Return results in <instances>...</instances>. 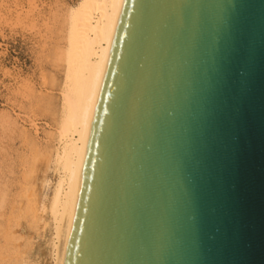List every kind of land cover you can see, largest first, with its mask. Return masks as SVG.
Wrapping results in <instances>:
<instances>
[{
  "label": "water",
  "instance_id": "obj_1",
  "mask_svg": "<svg viewBox=\"0 0 264 264\" xmlns=\"http://www.w3.org/2000/svg\"><path fill=\"white\" fill-rule=\"evenodd\" d=\"M67 264H264V0H123Z\"/></svg>",
  "mask_w": 264,
  "mask_h": 264
},
{
  "label": "rangeland",
  "instance_id": "obj_2",
  "mask_svg": "<svg viewBox=\"0 0 264 264\" xmlns=\"http://www.w3.org/2000/svg\"><path fill=\"white\" fill-rule=\"evenodd\" d=\"M78 1L79 0H0V193L6 192V198L2 205L3 207H0V216H2L0 217L2 218L0 219V230L2 231L0 232V244L3 245L4 243V239L2 241V236L3 238L5 237L6 231V235L8 234L7 236H10L11 233L14 234L15 237H12L11 243H13L14 239V242L18 243L21 249L24 250L26 257L29 256L27 258V264L50 263L47 241L50 234L51 223L49 222L47 214L45 213L46 216L43 215V219H41L43 222L40 220L39 224L38 222H32V218L28 220V217L26 218L24 215L26 220L25 218H21L23 217L24 208L20 205L26 204V202L23 203L27 198L26 195V198L23 200L22 197L25 194V186L29 183H32V185L34 184L33 186L35 187H30L28 190L35 192L37 197H39V190H41L40 178L41 175H43L42 170L46 168L45 165L47 166L50 164L49 159L51 155H49V151L51 145L49 144L53 142L50 141L51 138L49 136L48 138L47 135H49V132H53L54 128L52 127H55L52 119V117H54V111L51 109V102H54L59 94L57 90V81H59L58 79L60 77L59 73H56L55 51L61 47L62 44L63 39L61 41L59 40L62 38V33H64L62 29L66 9L69 8L68 5L72 6ZM56 45H58V47ZM34 93L37 94L33 96ZM40 94L44 97L41 98ZM47 98L50 99L48 100ZM37 99L42 103L38 102ZM46 101H48L49 104ZM37 102L42 105H38ZM46 104L50 107V110L45 108ZM6 113H9L10 116H7L8 118L5 119L2 118L6 116ZM16 115L18 117H16ZM10 117L11 119H9ZM6 119H9L10 122L8 120V123L4 122ZM11 121L13 124H11ZM32 123H35L38 127L37 135L34 133L31 126ZM20 130H24L26 135L23 132L21 133ZM20 133L24 134V136ZM25 137L31 138V140H29V142L32 143L31 145L27 141L26 144H28H24L25 140L29 139ZM21 138L25 139L22 140ZM33 138V142H36L34 146H37V148L40 146L41 150L36 149L42 156L37 153H34V155L37 154L36 156L31 155L34 151L36 152L35 148L34 150L32 149L33 152H27L26 149H29V146L34 147L32 142ZM28 155H31V159L33 156V158L38 155L39 157L41 156L40 163H36L37 161L35 162L39 157L34 160L36 168H38H35L36 171L38 170L36 173L34 172V168H31L34 169V171H28L30 169V163L33 161V159L32 161L29 160L30 158ZM25 163H29L27 164L28 168ZM47 170L49 172L47 171L46 173L45 169L44 173L49 175V179H54L51 169L47 168ZM29 172H31L29 175L32 177H29V175L28 177L25 176L26 173L28 174ZM32 172L34 174H32ZM34 176H36L35 179H33ZM28 178H32V180L29 182L27 180ZM37 178L38 181H36ZM33 181H35V183ZM19 195H22V197L20 198ZM19 201L20 204L18 205ZM13 205H16L15 208H18L16 209L17 213L14 211ZM9 209L15 215L20 212L21 215H17V217H20L17 220L20 221H14L17 217L9 212ZM6 214L10 215L9 218L11 217L13 219L10 218L11 222H8L10 220L6 218ZM4 216L5 218H3ZM3 219H7L5 222L9 223V229H5L8 228L6 227L8 223L4 222V225V223H2L4 221ZM24 219L27 225L26 222L24 223ZM18 222V226H13ZM28 222H30V225ZM31 224L32 227L35 224L37 225L32 228ZM11 226L13 227L11 228ZM16 238L17 240H15Z\"/></svg>",
  "mask_w": 264,
  "mask_h": 264
},
{
  "label": "bare ground",
  "instance_id": "obj_3",
  "mask_svg": "<svg viewBox=\"0 0 264 264\" xmlns=\"http://www.w3.org/2000/svg\"><path fill=\"white\" fill-rule=\"evenodd\" d=\"M122 3L123 0H79L72 6L68 5L69 8L66 9V12L64 14V22L62 21V30L64 31V33H62V38H60L59 41H61L62 39L63 40L61 47H59L55 51V67L57 69L56 73H59L60 76L58 79L59 81H57V90L59 94L54 102L52 100V102L50 101L51 109L54 111V117H52V119L55 127H52L54 128V131L49 132V135H47V137L49 136L51 138L50 141L53 142V145L49 144L51 145V149L49 151V155H51V158L49 159L50 164L47 166L45 165L46 173L48 171L47 168L51 169L54 179H49V175L44 173L45 169L43 168V175H41L40 178L41 190H39V197H37L35 192L28 190L30 187H35L33 186L34 184L32 185V183H29L31 186L29 184L25 186L26 188L28 187V191L24 187V198L22 197V195H19L20 198L22 197V200L27 197L25 201H23V203L26 202V204L20 205L24 208V210L22 209L24 213L22 214L23 217L21 218H25V216L26 218L28 217V220L32 218L31 221L36 223L38 222V224L39 221L43 219V215L46 216L45 213L49 218V222L51 223L50 234L47 241L49 253L48 256L50 258L49 264L68 263L70 227L77 198L79 174L82 166L83 155L86 148L87 137L94 113V108L99 94ZM56 46L58 47V45ZM36 94L34 93L33 96H35ZM42 97L44 96L41 95V98ZM39 99H37L38 102H40L41 100ZM38 102V105L42 103ZM45 108H48V110H50V107L47 104ZM7 116H10L9 113H6V116L2 118H8ZM16 117L18 116L16 115ZM9 119H11V117ZM9 119H6L4 122H10ZM11 124H13V122ZM31 126L34 130V133L37 135V125L35 123H32ZM20 132L24 133V130H20ZM24 134L21 135L24 136ZM25 138H29L24 142V144L27 145L28 143L26 144V141L29 142L31 138ZM33 141L34 138L32 139V142ZM35 143L33 142V146ZM31 144L32 143H30V145ZM30 147L31 146H29V149L31 150L26 149L27 152L32 151V149L34 150V148L36 150V152L32 151L33 154L31 155H34V153L41 155L40 152H37V149L41 150L40 146L39 148H37V146L31 148ZM31 155H28V157L30 158L28 159L30 161H32L33 159L32 163H30L33 167L30 165V169L28 171H34V169L36 168L35 164L40 163V158L42 156L41 155L39 157L38 155L37 157L39 158H33L34 156H36L34 155L31 159ZM36 158L40 160L38 161ZM34 160L35 162H37L34 163ZM27 164L26 167L28 168ZM36 169L34 171L35 173L38 171H36ZM30 173L31 172H29L28 174L26 173V175L24 173V175L28 177ZM32 174L34 173L32 172ZM29 177L32 176L29 175ZM35 178L36 176L33 177V179ZM27 180L30 182L32 178H28ZM36 181H38V178ZM33 182L35 183V181ZM0 194V207H3L2 205L6 198V192H1ZM19 204L20 201L18 205ZM12 207L16 212V209H18L15 208L16 205H13ZM9 212H11L10 209ZM10 215H7L6 217L8 220H10V218L12 217L11 215V217L9 218ZM17 215L15 216L17 217ZM3 218H5V216ZM12 218L14 219V217ZM19 218L20 217L18 216L16 220L14 219V221H20L17 220ZM25 219L24 223L26 222ZM6 220H4L2 223H4ZM41 221L43 222V220ZM8 222H11V220ZM18 224L19 222L17 224H14L13 226H18ZM28 224L30 225V222H28ZM36 225L37 224H35L34 226ZM13 226H11V228ZM6 227L8 228L5 229H9V223L8 225L6 224ZM0 232L2 231L0 230ZM6 233L7 231L5 232V235L2 234L6 237L5 239V237L3 238L2 236V241L4 239L3 245L0 244L2 245L0 246V264H27V258L29 256L26 257L24 250L21 249L18 243L14 242V239L13 243L15 244L11 243L12 237H15L14 234L11 233L12 235L10 234V236H7L8 234L6 235ZM15 240H17V238Z\"/></svg>",
  "mask_w": 264,
  "mask_h": 264
}]
</instances>
